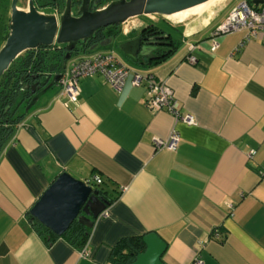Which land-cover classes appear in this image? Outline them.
Returning a JSON list of instances; mask_svg holds the SVG:
<instances>
[{"label": "crops", "instance_id": "obj_1", "mask_svg": "<svg viewBox=\"0 0 264 264\" xmlns=\"http://www.w3.org/2000/svg\"><path fill=\"white\" fill-rule=\"evenodd\" d=\"M230 2L184 16L178 48L154 66L105 49L129 68L118 92L100 73L79 78L75 103L57 81L38 92L0 154V264H110L117 240L148 232L166 242L163 264H264V33L228 32L210 51L214 21ZM156 16L131 18L121 40L148 22L177 26ZM136 73L169 85L178 118L145 105ZM172 132L173 149L153 150L154 137ZM65 171L88 183L97 176L116 196L91 225L86 257L63 238L48 246L29 222Z\"/></svg>", "mask_w": 264, "mask_h": 264}, {"label": "water", "instance_id": "obj_2", "mask_svg": "<svg viewBox=\"0 0 264 264\" xmlns=\"http://www.w3.org/2000/svg\"><path fill=\"white\" fill-rule=\"evenodd\" d=\"M91 0H82L78 8V16L70 12V0H67L65 9L60 14L39 12L31 0L28 10L18 6V0H12L10 33L0 49V79L9 69L12 62L24 51L37 48L40 45H61L66 50L64 61L71 58L75 49L89 41L97 29L109 25H121L120 32L125 37L133 27L134 22L124 32L122 27L127 20L138 16L159 15L163 18L173 13L190 8L206 0H113L100 8L89 10ZM262 0H251V4L259 6ZM113 37L106 38L90 46L91 52L97 51L96 47H106ZM151 43V42H150ZM149 42L142 41L141 37H130L118 41L117 47L126 59H143L150 51ZM90 54V53H89ZM60 78L55 75L47 85L46 91L52 87L53 82ZM39 89L34 84L32 92ZM37 93L26 107L29 111L38 97ZM108 205L101 199L92 184L75 178L69 172L59 174L30 210L33 218L43 223L47 229L58 235H63L74 220H79L85 226H91L92 219H97ZM144 250L139 253L130 264H163L161 256L164 253L166 242L156 235L148 232L142 235Z\"/></svg>", "mask_w": 264, "mask_h": 264}, {"label": "trees", "instance_id": "obj_3", "mask_svg": "<svg viewBox=\"0 0 264 264\" xmlns=\"http://www.w3.org/2000/svg\"><path fill=\"white\" fill-rule=\"evenodd\" d=\"M59 5L55 6L58 12L61 13L65 0H59ZM251 0H247L249 4ZM108 0H102L98 7L103 6ZM250 5V4H249ZM96 6V4H94ZM261 5L254 6L259 8ZM159 20H166L158 15ZM11 22V0H0V49L4 45L10 33ZM158 22V21H157ZM157 22H148L142 26L136 36L141 37L142 41L151 42L149 45L150 51L148 56L143 59H130L138 65L148 67L154 66L163 62L178 48V45L173 41L172 31L176 27H169L167 30L161 29ZM121 25H109L107 27L97 29L89 41L81 44L78 49L71 54V57L81 53H90V46L102 42V40L115 37L120 32ZM108 47L97 46V50H105ZM66 50L63 46L53 44L51 46L40 45L34 49H28L21 53L10 65L9 69L3 74L0 79V154L12 134L15 132L16 126L21 122L29 111L26 110L28 104L32 101L37 93L32 92V87L42 89L55 75L62 74L68 61H64L63 55ZM126 59V58H125ZM35 91V92H37ZM92 184L93 190L97 195L110 204L116 196L110 194L105 186L106 182L101 184L89 182ZM109 206V205H108ZM93 223L95 219H92ZM29 222L33 229L43 239L45 244L51 245L57 239H65L74 248L82 250L86 247L88 235L91 233V226H84L79 220H74L63 235H58L50 229H47L39 220L32 217L29 213ZM116 244L110 250V264H130L135 257L144 250V242L142 235H134L122 237L117 240Z\"/></svg>", "mask_w": 264, "mask_h": 264}, {"label": "built area", "instance_id": "obj_4", "mask_svg": "<svg viewBox=\"0 0 264 264\" xmlns=\"http://www.w3.org/2000/svg\"><path fill=\"white\" fill-rule=\"evenodd\" d=\"M261 4L262 5L257 9L247 4L245 1L236 3L234 7L226 13L223 19L213 27L210 37V51L218 45L215 38L225 33L242 29L249 30L250 35H255L257 32L259 34L260 31L264 33V0H262ZM130 21L131 20H127L128 23L122 27L124 32L131 26ZM194 60L195 58L193 56H188V62H193ZM96 73L102 74L112 89L118 92L124 84L123 81L125 76L129 73V68L125 67L124 63L113 54L112 50H97L90 52V54L81 53L73 60L71 65L62 72L60 78H58L57 83L62 88L61 93L70 97L73 103H75L77 101L76 95L78 90L76 82L81 77H91ZM141 82L145 83L146 97L144 103L146 106L150 107L152 110L167 109L169 113L177 117V105L174 100V93L166 82L163 83V81L155 79L149 73L145 75L136 73L131 83L140 85ZM183 119L188 124L193 121L188 115L183 116ZM176 135L175 132H172L166 139L154 137L152 139L153 150L161 148H165V150L173 149L178 142ZM92 179L94 183H102L101 179L97 176ZM104 212L105 211H103L102 214ZM80 255L86 257L85 247L80 250ZM192 262L193 264H203L198 258H195Z\"/></svg>", "mask_w": 264, "mask_h": 264}, {"label": "rangeland", "instance_id": "obj_5", "mask_svg": "<svg viewBox=\"0 0 264 264\" xmlns=\"http://www.w3.org/2000/svg\"><path fill=\"white\" fill-rule=\"evenodd\" d=\"M238 1H241V0H231V2L230 3H228V4H225L227 7L226 8H224V10L221 12V13H219L218 14V16L216 17V20L214 21V23H219L222 19H223V17L226 15V13L230 10V8L232 7H230V5L232 4H234V2H238ZM222 2H224V0H222ZM222 2H217V1H214L213 3H210L209 5H207L206 6V8H204V9H202L200 12H198V13H190V12H185V19H190V18H192V17H194L195 15H197L198 16V14L200 15V17H204L205 15H207V14H210V12L211 11H215V9H217V8H219V6H221L222 5ZM21 8H24V6L22 5L21 6ZM140 17H142V16H138V19H141ZM156 17H158V16H156ZM156 17H154V18H156ZM187 17V18H186ZM184 18V17H183ZM134 19V18H133ZM166 20H169L171 23H173V24H175V25H177L176 26V28H175V30L174 31H172L173 33H172V35H173V41L177 44V45H179L178 43H179V41H180V38H181V36H182V32H181V30H182V26L181 25H178V24H183V22H180L178 19H173L172 17H166L165 18ZM184 19V20H185ZM187 21V20H186ZM185 21V22H186ZM136 23V22H135ZM224 35V34H223ZM222 35V36H223ZM197 36V35H196ZM221 36V35H220ZM125 38V36L123 35V34H121V32H119V33H117L116 35H115V37H114V40H112V42L109 44V45H107L106 47H108V48H115L116 50H118L119 51V49H118V47H117V43H118V41L119 40H121V39H124ZM116 52V51H115ZM117 53V52H116ZM113 54H115V53H113ZM116 55V54H115ZM50 82V81H49ZM48 82V83H49ZM48 85V84H47ZM47 85H46V87H47Z\"/></svg>", "mask_w": 264, "mask_h": 264}, {"label": "flooded vegetation", "instance_id": "obj_6", "mask_svg": "<svg viewBox=\"0 0 264 264\" xmlns=\"http://www.w3.org/2000/svg\"><path fill=\"white\" fill-rule=\"evenodd\" d=\"M101 1L102 0H91L90 4H89V10H94L96 8H100L97 5H99L101 3ZM112 1L113 0H108L107 3L112 2ZM30 2H31V0H18V6L21 8V6L23 5L24 8H22V9L28 10L30 7ZM32 2L34 4V7L36 8V10H38L39 12L60 14L58 12V9L55 8V6L59 5V3H60L59 0H32ZM66 3H67V0H65V4ZM81 3H82V0H70V5H69L70 6V12H72V14L75 15V17L80 14L78 12V8H79ZM11 4H12V0H11ZM65 4H64L61 12L64 11ZM94 4H96V6H94ZM79 53L80 52H78V54ZM78 54H76V55L78 56ZM42 89L38 90L36 93L40 92Z\"/></svg>", "mask_w": 264, "mask_h": 264}, {"label": "bare ground", "instance_id": "obj_7", "mask_svg": "<svg viewBox=\"0 0 264 264\" xmlns=\"http://www.w3.org/2000/svg\"><path fill=\"white\" fill-rule=\"evenodd\" d=\"M214 1L222 2V0H206L205 2L197 4V6L194 5V6L190 7V8L184 9V10L176 12V13H173V15L171 14L168 17H172L173 19H178L180 21L181 19H184L183 17L185 16V12H190L192 14L193 13H198L202 9L206 8L207 5H209L210 3H213Z\"/></svg>", "mask_w": 264, "mask_h": 264}]
</instances>
